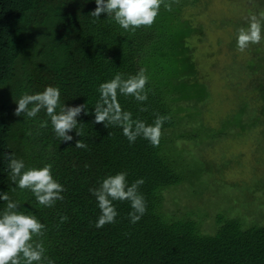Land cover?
Segmentation results:
<instances>
[{
	"label": "trees",
	"instance_id": "obj_1",
	"mask_svg": "<svg viewBox=\"0 0 264 264\" xmlns=\"http://www.w3.org/2000/svg\"><path fill=\"white\" fill-rule=\"evenodd\" d=\"M164 4L168 8L161 5L151 27L125 32L103 13L93 22L89 14L95 8L93 0H0V191L19 204L17 210L35 214L44 224L43 235L33 240L43 244L54 264H264V221L247 224L242 222L245 212L228 216L217 210L213 215L217 228L205 231L195 208L182 213L177 207L181 200L164 197L165 189L188 179L183 156L170 151L174 133L177 140L192 137L180 130V113L189 106L197 108L208 97L189 43L201 28L184 14L187 7L199 4L196 0ZM250 6L252 16L264 15V0L255 2L254 9ZM263 59L264 50L257 46L254 61L259 64L255 63L253 80L249 72L257 105L250 106L246 122L238 126L260 125L257 136L264 139ZM140 69L148 77L147 100L136 102L118 94L117 101L134 120L151 124L157 114L168 117L155 147L140 137L129 144L120 128L92 122L98 84L116 73L127 78ZM47 85L60 89V102L66 107L87 108V115L82 110L76 117L75 130L81 134L77 137L73 130L69 133L73 140L67 143L60 142L50 125L41 126L48 119L43 109L31 119L13 114L21 95ZM185 115L190 117L189 112ZM76 140L87 147H73ZM8 154L22 159L26 167L50 163L53 177L64 186L63 199L43 207L27 190L14 191L8 179ZM203 162L205 170L212 166ZM119 171L127 173L129 184L143 179L137 191L144 198L145 213L130 224L128 201H114L115 221L97 229L99 210L89 189ZM169 202L173 209L166 208ZM4 206L0 201V210Z\"/></svg>",
	"mask_w": 264,
	"mask_h": 264
},
{
	"label": "rangeland",
	"instance_id": "obj_2",
	"mask_svg": "<svg viewBox=\"0 0 264 264\" xmlns=\"http://www.w3.org/2000/svg\"><path fill=\"white\" fill-rule=\"evenodd\" d=\"M196 1L202 10L199 6L187 7L184 14L193 26L201 28L189 43L208 97L197 108L189 106L180 113V130L192 137L177 140L174 133L170 151L183 156L188 179L165 189L164 197L166 201L181 200L177 207L182 213L195 208L204 220L201 228L205 231L217 228L213 225L217 210L228 216L245 212L242 222L257 224L264 221V139L257 136L262 126L249 129L238 124L246 122L245 117L257 105L249 72L253 80L257 46L263 51L264 39L240 52L233 37L252 16L250 5L254 9V3L260 0ZM263 64L264 59L260 61ZM187 112L190 117H186ZM220 131L223 133L218 134ZM203 160L212 166L205 170ZM166 208L174 207L169 202Z\"/></svg>",
	"mask_w": 264,
	"mask_h": 264
},
{
	"label": "clouds",
	"instance_id": "obj_3",
	"mask_svg": "<svg viewBox=\"0 0 264 264\" xmlns=\"http://www.w3.org/2000/svg\"><path fill=\"white\" fill-rule=\"evenodd\" d=\"M95 8L89 13L93 22L98 21L101 13L105 19L125 32H135L137 29L151 27L158 16L164 0H93ZM235 49L243 52L250 45L258 44L264 39V15L260 18L250 16L245 26L238 27L234 34ZM148 77L144 70L140 69L135 75L122 78L116 73L110 80L98 84L96 91L98 99L92 108L93 123H102L106 128L114 125L120 128L122 136L132 144L140 137L155 147L160 142L161 128L167 116L155 115L151 124L144 120L133 119L132 113L121 109L117 101V95L131 96L136 102L147 100L145 86ZM43 109L47 116L41 126H51L52 133L60 139V142H69L73 136L69 133L77 129V120L84 111L85 105L65 106L60 102V89L47 85L42 91L33 94H23L15 101L14 115L29 119L34 118ZM140 111H145L141 107ZM75 130V135H80ZM77 149H85L87 146L80 140L74 142ZM8 159V177L13 190H27L32 194L35 204L43 207H51L56 201L62 200L61 195L64 186L53 177L52 165L45 163L40 167H26L22 159L14 158L12 154L6 155ZM124 171L106 175L98 182V187L90 188L89 193L95 198L99 214L96 217L94 227L102 228L105 224H112L117 216L114 201H128L130 211L128 221L130 224L138 222L146 210L143 196L137 191L143 184L142 178L135 179L132 183L126 180ZM0 201L5 206L0 210V264H54L52 259L45 255L43 244L35 242L34 237H40L44 233L45 226L33 213L17 210L19 204L9 198L6 192L0 191ZM63 220L64 218L61 217Z\"/></svg>",
	"mask_w": 264,
	"mask_h": 264
}]
</instances>
